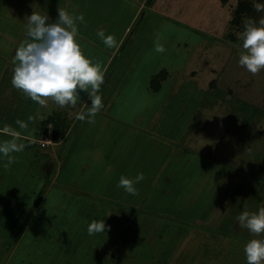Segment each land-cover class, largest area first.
Returning <instances> with one entry per match:
<instances>
[{
    "label": "rangeland",
    "instance_id": "1",
    "mask_svg": "<svg viewBox=\"0 0 264 264\" xmlns=\"http://www.w3.org/2000/svg\"><path fill=\"white\" fill-rule=\"evenodd\" d=\"M125 1L128 2L127 5L119 4V8H116L118 11L115 19L119 20V25L112 28L120 32L125 26L124 23L140 6L139 18L133 26L132 33L139 23L132 44H125L117 61L111 64L117 63L116 65L120 66L124 61H128L132 67L130 72H133L129 74L128 84L119 78L116 84L120 95V99H117L120 102L112 104L108 110L121 116L129 115L131 123H135L136 118L141 117L139 125L143 127L144 133L142 134V129L139 130L141 134L134 137V141L129 145L127 162L132 168L129 167L127 173L133 178L138 173H143L144 179L136 184L139 195L133 196L123 191L122 194L129 197V206L118 208V220L128 217L127 239L135 238L134 240L141 245V250H137L149 254V260L145 256L143 257L145 262L141 264H247L244 246L251 235L247 229L239 225L237 217L245 210L258 211L260 207H264V71L254 76L238 63L241 41L237 33L243 31L248 15L237 18L235 7L238 0ZM251 2L252 5L264 6V0ZM7 9L14 10L13 7ZM25 14L22 12L19 15ZM255 15L258 22L264 17V11L255 10ZM6 21L11 23L6 25L10 31L13 29L26 32L25 23L20 26L19 19L10 21L6 18ZM52 21L50 19V22ZM157 35L160 37L159 43L165 47L163 53L155 51ZM16 36L19 42L20 39L21 41L25 39L26 33L25 37L19 32ZM87 41L86 38H80V42L85 43V45L81 43L85 54L94 62L104 59L105 50L99 49L100 47L94 45L93 41L90 43ZM134 45L138 46L137 53L129 59L127 56L128 54L130 56L131 47ZM5 46L3 41L0 42L1 50H4ZM10 70L12 68L4 72V81H10ZM118 74L111 73L109 80L115 81ZM151 78L154 81L152 85L160 84L157 91L150 86ZM108 81L109 85L105 86L104 82L101 86L104 87L99 92L102 97H106L104 92L110 91L106 87H112ZM20 95L22 99L18 103L20 105L14 106L16 109L23 108L21 105L27 100L23 94ZM85 95L86 92H80L81 102L84 101ZM130 98L136 101L135 111L122 109L124 101ZM26 108L34 111L33 106L28 105ZM147 126L150 130H146ZM21 141L26 140L22 138ZM31 146L32 149L30 147L29 149L33 152L28 150L29 158L37 169L32 170L33 168L24 166L26 162L23 154L16 153L17 162L12 164L11 168L18 170L12 174L30 175L35 170L41 173L39 167L41 155L38 152L42 154L43 151L50 149ZM178 147L189 151L194 157L206 158L208 164L214 167V172H209L207 177L209 179L213 173L214 177L210 179V185H207L209 192L205 196V192L202 193L203 187H200L204 184L198 186L196 182L194 183L191 173L180 175L177 181L179 192L176 194L174 205L186 207L183 210V218L166 217L163 218L166 222H163L162 219L159 221L161 216L143 211L142 204L145 199L150 201L151 191L156 183L162 180L164 184V180H167L169 159L176 154L175 151L180 150ZM122 173L124 175V172ZM119 179L120 177L116 180L117 184ZM191 182L192 186H187ZM4 185L8 183L0 184V192L3 194L8 191ZM196 186L200 188L197 195L193 193ZM9 195L4 197L10 198ZM36 195L37 201L43 196L42 193ZM17 200L14 199V204ZM9 203V210L17 211L16 207L11 205L13 202ZM189 207L191 210L195 208V215L190 214ZM26 212L32 213L33 207ZM41 220L40 217L35 219L32 225L33 233L41 230ZM57 220L53 227V230H56L53 238L47 239L43 234L37 235L40 240L33 246L45 242L57 247L55 252L53 251L55 261L52 260L50 264L59 263L57 260L62 256L56 253L57 249L60 248L62 252V242L65 244L69 241V238L62 237L58 231L61 227L66 228L68 223L61 226V218ZM114 220L113 217L109 220L112 228L115 227ZM50 221L49 217L47 223H51ZM78 225L79 228L88 226L80 219L72 224L75 228ZM70 228L72 230V227ZM44 229L47 233V226H44ZM141 229L147 230V234ZM71 230L69 233L73 235L72 241L79 239L80 242L87 243L86 232L75 234ZM159 231L162 238L157 236ZM126 233L127 231H124L120 234L121 239H116L119 234L104 232L96 234L101 242L95 241L96 246L91 243L95 246V251L92 247L87 249L84 261L90 258L92 261L89 264H114L111 255L116 252L120 255L127 251L125 247L127 239L122 241ZM15 236L16 233L0 234V264H4L8 259L9 246L15 242ZM158 239L160 241H157ZM117 241L119 249L115 248ZM130 243L128 254L132 256H129L127 262L134 264L138 261L139 264L140 260H135L134 254L131 253L136 252L131 247L134 244ZM91 251L96 254L91 256L89 254ZM17 255L18 253L10 260L11 264H16ZM124 260L120 258L117 263L121 264ZM21 261L22 264H47L34 248L28 249V256L23 257Z\"/></svg>",
    "mask_w": 264,
    "mask_h": 264
},
{
    "label": "crops",
    "instance_id": "2",
    "mask_svg": "<svg viewBox=\"0 0 264 264\" xmlns=\"http://www.w3.org/2000/svg\"><path fill=\"white\" fill-rule=\"evenodd\" d=\"M246 1L251 0H238L235 10H237L241 3ZM119 4L125 6L128 2L125 0H0V42L3 41L6 44L4 50L0 49V59L2 60L0 62V129H3L4 125H9L12 129L19 130L18 125L15 123L16 120L19 119L27 122V130L22 131V138L26 141H21L26 147L22 152L17 153L18 155L23 154L26 162L24 166H27V168L31 167V169L33 168L32 170L37 169L36 167L34 168L35 163L29 158L28 150L32 151L33 147L31 145H36L39 149H50V151H43L42 154L38 152L41 155V159L39 157V167L42 174H39L35 170L30 175L25 173L23 175L15 174V176L12 172L18 169L5 168L3 165L6 161L4 159L0 161V184L8 183V185H4L8 191L4 194L0 192V234L16 233L15 242L12 246H9L8 259L4 264H11L10 260L16 256V253H18L17 259L15 258L16 264H22L21 260L23 257L28 256V249L30 248L38 250L44 263L50 264L52 260L55 261L53 251L55 252L56 246L46 244L45 242L38 244L36 247L33 246L40 240L37 235L43 234V237L47 239L53 238L52 236L55 235L56 231L53 230V227H55L56 221H58L57 218H61V226H66L68 223L66 228L61 227L60 229L58 224L57 230L59 229L58 231H60L62 237L69 238V241L65 244L62 242V252H60V248L57 249L59 252L57 251L56 253L62 256L61 259L57 260L59 261L57 264H89L92 261L90 258L84 261L85 253L90 247L95 251V246L97 245L95 241L101 242V240L95 235L89 236L87 232L88 226L79 228L80 226L78 225L76 228L73 227L74 221L78 222L79 219L89 224L94 219L100 220L101 218H105L104 221L109 226V229L104 233L119 234L116 239H121L120 234L127 231L122 241L127 239L129 233V229L127 230L128 217L125 216L124 220L119 221L118 208L129 206V197L122 194L123 189L117 188L116 180L123 174L122 172L128 176L127 170L131 167L129 166V162H127L129 145L134 141V137L141 134L139 130L143 127L139 125L142 120L141 117H137L135 123H131L129 122V115L121 116L119 113L109 111L112 104L120 102L118 101L120 95L117 92L119 88L116 84L119 82V78L124 79L128 84L129 74L133 72H130L132 67L128 61H124L126 63L123 62V65L120 66H117V63L114 65L111 63L117 61V57L121 55L120 51L125 48V44H132L139 22L134 28L133 33L132 30L139 18L140 6L129 20L124 23L125 26L122 27L121 31L117 32L112 27L119 25V20L115 19L116 12L118 11L116 8H119ZM10 7H13L14 10L7 9ZM59 7H63L71 13H83L86 26L83 23H79V38H86L89 43L93 41L94 45L100 47L99 49L105 50L103 52L104 59L99 60L105 71L104 82L106 84L104 85H109L107 81L111 73H119L115 81H108L112 87H106L110 91L104 92L106 95V97H102L104 106L95 116L94 123L87 122V118L84 121L76 118L77 114L87 112L88 106L91 105V100L87 93L83 97L84 101L77 102L75 107L60 108L53 104L51 100L48 101L49 105L47 106L49 107H41L38 103L27 98L26 102L23 103L24 105H21L23 108L16 109L14 106L21 101L22 97L20 94L22 93L12 86V70H10V81H4V72L14 67L12 63L13 57L21 41V39L19 42L17 41L18 37L16 34L19 32L22 37H25L26 33L24 31L13 29L10 31L7 29L6 25H10L11 23L7 22L6 18L10 19V21H17L19 19L21 26L25 23V17L31 15L35 8L38 12L48 14L49 18L55 21L58 16ZM22 12L26 14L23 16L19 15ZM113 14L115 15L111 17ZM102 29L106 31L105 35L114 36L117 41L116 47L110 48L106 46L97 35L98 31ZM15 41L17 42L14 44ZM82 44L85 45L84 42ZM137 48V45L132 46L130 56L128 54L127 57H134L137 53ZM153 83L154 81L151 78L150 86ZM159 87L160 84L158 83L152 85L155 91ZM103 88L101 87V89ZM28 105L33 106V112L26 108ZM135 105L136 101L134 98L126 99L122 104V109L127 111L133 109L135 111ZM129 106L131 107L129 108ZM29 117L32 119L29 120ZM146 130H150V127L147 126ZM48 131H50V134H48ZM46 134L50 142L42 145L40 140ZM8 138L7 135H0V140ZM178 149L180 150L175 151L176 154L172 155L169 159L170 165L168 174H166L167 180H164V184L162 180L156 183L154 189L151 191L150 201L148 202L145 199L142 204L144 206L142 207L143 211L145 210L156 216H161L159 221L162 219L163 222H166V219H163L166 217L174 218L179 216L183 218V210L186 207L180 204L178 206L174 205L176 194L179 192L177 190V181L180 175L191 173L194 183L196 182L198 186L204 184L200 187H203L202 193L205 192V196L209 192L210 179L214 177V173L209 179L207 177L209 172H214V167L208 164L206 158H200V156L194 157L192 154H189V151L183 150L182 147H178ZM36 158L38 159L37 155ZM192 183H188L187 186H192ZM198 186L193 188L195 195L199 193L200 188ZM226 188H228V185ZM221 191L222 193L224 192V187ZM248 192L250 193L251 190ZM38 193H42L43 196L37 202L35 196ZM7 194H10V198L6 199L4 196ZM122 196L126 197L123 198ZM16 197H20L21 199L17 200ZM1 198H3V201H1ZM14 199L17 200L15 204ZM123 200L127 202H121ZM8 201L13 202L11 205L15 206L17 211H13V209L9 210L10 203ZM30 207H33V212L26 214L27 209L29 210ZM189 209L190 214L195 215V208L191 210V207H189ZM37 217L42 219L41 230L33 233L32 225ZM49 217L51 223H47ZM112 217L115 218V227L113 228L109 221ZM118 221L120 222V226H118ZM44 226H47V233ZM70 227H72V230ZM144 227L147 228V226ZM70 230L75 234L86 232L87 243L85 241L80 242L79 239L72 241L71 236L73 235H70ZM141 230L147 234V230ZM45 234L48 235L44 236ZM158 234V238H162L160 235L161 231ZM129 239L133 240L127 239L125 241V247H127L125 253L122 252L119 255L116 252L111 255V258L114 259V264H118L117 261L120 258L125 259L121 264H128L127 260H129V256H132L130 253L128 254L129 242H131L130 244H134L131 247L136 252L131 253L134 254L135 260H140L139 264L144 263L145 258L149 260L147 252L142 253L141 251L140 253V243L136 242L135 238ZM157 241H160V239ZM118 242L115 243L116 249H119ZM94 251L89 252V254L91 256L95 255ZM82 253L83 257H81ZM141 257L145 258L141 259ZM137 262L135 261L134 264H137Z\"/></svg>",
    "mask_w": 264,
    "mask_h": 264
},
{
    "label": "clouds",
    "instance_id": "3",
    "mask_svg": "<svg viewBox=\"0 0 264 264\" xmlns=\"http://www.w3.org/2000/svg\"><path fill=\"white\" fill-rule=\"evenodd\" d=\"M254 7L258 12L264 11V6ZM24 21L26 37L15 50L12 86L41 107H47L49 100L60 108L75 107L78 101L81 102L80 92H86L91 105L86 113L81 112L76 118L81 121L87 118V122L94 123L95 116L104 106L99 92L104 83L105 71L99 62H94L85 54L80 42L78 25L83 23L86 26L84 14L71 13L59 7L57 19L50 22L48 14L34 8ZM97 35L106 46H117L114 36L105 35L103 29ZM237 37L241 41L239 65L252 75H258L264 71V17L258 22L246 20L243 31L237 33ZM159 39L157 35L155 51L163 53L165 47L159 43ZM15 123L19 130L12 129L9 125L0 129V135L9 137L0 140V159L6 161L3 165L5 168L16 163L14 153H20L26 147L21 140L22 131L27 130L28 124L19 119ZM143 179V173H138L134 178L122 174L117 188L129 195H139L136 184ZM237 220L251 235L244 246L247 264H264V207H260L258 211L245 210L238 215ZM108 229L109 226L101 218L92 220L87 232L93 236Z\"/></svg>",
    "mask_w": 264,
    "mask_h": 264
},
{
    "label": "trees",
    "instance_id": "4",
    "mask_svg": "<svg viewBox=\"0 0 264 264\" xmlns=\"http://www.w3.org/2000/svg\"><path fill=\"white\" fill-rule=\"evenodd\" d=\"M251 3H252L251 1H246L240 4V6L236 10L237 18L241 16L246 17L245 15H248V19H253V20L256 19V15H257V14L255 15L256 8Z\"/></svg>",
    "mask_w": 264,
    "mask_h": 264
},
{
    "label": "built area",
    "instance_id": "5",
    "mask_svg": "<svg viewBox=\"0 0 264 264\" xmlns=\"http://www.w3.org/2000/svg\"><path fill=\"white\" fill-rule=\"evenodd\" d=\"M48 134H50V131H48ZM49 142H50V139H49V137H48L47 134H46V136H44V138H42V139L40 140V143H41L42 145L48 144Z\"/></svg>",
    "mask_w": 264,
    "mask_h": 264
}]
</instances>
